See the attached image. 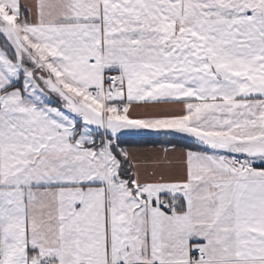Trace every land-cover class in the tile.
I'll list each match as a JSON object with an SVG mask.
<instances>
[{
  "label": "snow or ice",
  "instance_id": "1",
  "mask_svg": "<svg viewBox=\"0 0 264 264\" xmlns=\"http://www.w3.org/2000/svg\"><path fill=\"white\" fill-rule=\"evenodd\" d=\"M0 264H264V0H0Z\"/></svg>",
  "mask_w": 264,
  "mask_h": 264
}]
</instances>
